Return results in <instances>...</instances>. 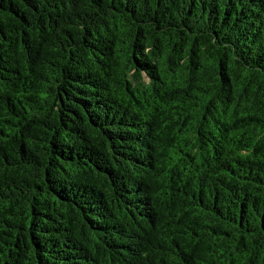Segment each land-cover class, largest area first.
Segmentation results:
<instances>
[{
	"label": "trees",
	"instance_id": "trees-1",
	"mask_svg": "<svg viewBox=\"0 0 264 264\" xmlns=\"http://www.w3.org/2000/svg\"><path fill=\"white\" fill-rule=\"evenodd\" d=\"M0 264H264V0H0Z\"/></svg>",
	"mask_w": 264,
	"mask_h": 264
}]
</instances>
